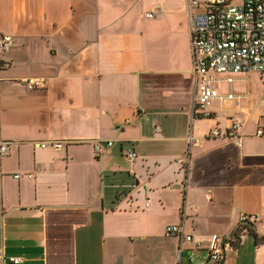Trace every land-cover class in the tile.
Masks as SVG:
<instances>
[{"label": "crops", "instance_id": "1", "mask_svg": "<svg viewBox=\"0 0 264 264\" xmlns=\"http://www.w3.org/2000/svg\"><path fill=\"white\" fill-rule=\"evenodd\" d=\"M0 34L10 36L0 140L11 142L0 154V264H264V243L236 235L243 214L264 234V82L255 116L252 100H216L193 117L185 0H0ZM251 72L240 82L260 80ZM26 76L46 85L30 90ZM234 120L242 144L208 136ZM51 139L65 146L36 144ZM96 139L118 141L98 157ZM169 224L195 240L167 236ZM213 234L227 243L219 263Z\"/></svg>", "mask_w": 264, "mask_h": 264}, {"label": "built area", "instance_id": "2", "mask_svg": "<svg viewBox=\"0 0 264 264\" xmlns=\"http://www.w3.org/2000/svg\"><path fill=\"white\" fill-rule=\"evenodd\" d=\"M190 20L191 47L193 53L194 85L192 92V115L209 116V105L216 100H238L245 98V92L238 86L243 79L241 75L254 71L264 73V0H185ZM161 6L155 4L145 15L154 18ZM10 36L0 34V52L9 49ZM7 64L0 59V70ZM20 81L30 90L46 85V78L42 76H26ZM128 121V120H127ZM244 124L234 120L225 130L212 128L208 136L212 138L236 139L242 144ZM258 136H264V112L262 123L256 131ZM189 140L199 141L191 133ZM117 139H96L94 150L98 157L111 149ZM11 142L0 140V154L9 151ZM39 147L63 148L64 140L51 139L37 141ZM129 160H135L137 151L133 146L127 148L125 154ZM32 174H30L31 176ZM21 173L15 174L20 177ZM256 214H243L242 222L253 223ZM167 236L180 237L181 242L195 240L180 224L166 226ZM179 253H182L183 246ZM197 245L201 241H196ZM226 241L213 234L209 246V257L219 263L225 255ZM4 255L0 252V259ZM14 262L20 259L11 258Z\"/></svg>", "mask_w": 264, "mask_h": 264}, {"label": "rangeland", "instance_id": "3", "mask_svg": "<svg viewBox=\"0 0 264 264\" xmlns=\"http://www.w3.org/2000/svg\"><path fill=\"white\" fill-rule=\"evenodd\" d=\"M158 14L156 16H158ZM249 75H254L255 77L257 76L258 78H260V80L259 81L258 80L257 81L249 80L247 83L239 82V86L238 87L242 91L244 89H249V91L253 92L254 96H252V97L250 96V98L242 100L241 104L247 103L249 100H252V106H253L252 115L255 116L257 114L258 107H260V105H261L262 93H263V86H262L263 84H262V82H264V74L260 75V74H258L256 72H251ZM244 76L245 75H241V77H244ZM242 114H244V113H242Z\"/></svg>", "mask_w": 264, "mask_h": 264}, {"label": "trees", "instance_id": "4", "mask_svg": "<svg viewBox=\"0 0 264 264\" xmlns=\"http://www.w3.org/2000/svg\"><path fill=\"white\" fill-rule=\"evenodd\" d=\"M264 74V73H263ZM242 229H247L248 233H250L254 239H255V244L259 245L264 243V234H259L256 229L254 228L253 224L249 222H243L240 227L237 230V237H239L238 232H240Z\"/></svg>", "mask_w": 264, "mask_h": 264}]
</instances>
